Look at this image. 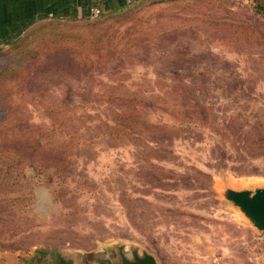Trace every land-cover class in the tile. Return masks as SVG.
I'll use <instances>...</instances> for the list:
<instances>
[{"label": "rangeland", "instance_id": "obj_1", "mask_svg": "<svg viewBox=\"0 0 264 264\" xmlns=\"http://www.w3.org/2000/svg\"><path fill=\"white\" fill-rule=\"evenodd\" d=\"M64 4L0 44V264H260L225 191L264 187V0Z\"/></svg>", "mask_w": 264, "mask_h": 264}, {"label": "water", "instance_id": "obj_2", "mask_svg": "<svg viewBox=\"0 0 264 264\" xmlns=\"http://www.w3.org/2000/svg\"><path fill=\"white\" fill-rule=\"evenodd\" d=\"M225 197L232 201L261 234L264 232V187L228 188ZM75 264H162L147 251L126 245H113L91 254L76 252Z\"/></svg>", "mask_w": 264, "mask_h": 264}, {"label": "crops", "instance_id": "obj_3", "mask_svg": "<svg viewBox=\"0 0 264 264\" xmlns=\"http://www.w3.org/2000/svg\"><path fill=\"white\" fill-rule=\"evenodd\" d=\"M65 0H0V44L9 42L7 38L16 28L32 25L35 18L43 19V13L62 10ZM14 32V33H13ZM264 245V232L260 237ZM260 264H264L263 259Z\"/></svg>", "mask_w": 264, "mask_h": 264}, {"label": "trees", "instance_id": "obj_4", "mask_svg": "<svg viewBox=\"0 0 264 264\" xmlns=\"http://www.w3.org/2000/svg\"><path fill=\"white\" fill-rule=\"evenodd\" d=\"M259 5V0H256V5L258 7ZM101 13V11H99ZM64 36L63 34H58V39L55 40L58 42L61 37ZM116 120H114L115 124L112 126H108V128L111 129V133L113 135L116 134V138H129L132 137V130L134 128H150V129H155L158 128L161 131H166L170 128V126L166 125H161V124H154V123H148L146 120H143L141 118L136 117L134 112H120L116 116ZM104 123V121L102 122ZM72 139V138H71ZM77 144L80 143V138H77ZM84 142V141H83Z\"/></svg>", "mask_w": 264, "mask_h": 264}, {"label": "built area", "instance_id": "obj_5", "mask_svg": "<svg viewBox=\"0 0 264 264\" xmlns=\"http://www.w3.org/2000/svg\"><path fill=\"white\" fill-rule=\"evenodd\" d=\"M246 4H252V5H256V0H241ZM99 12V11H98Z\"/></svg>", "mask_w": 264, "mask_h": 264}]
</instances>
